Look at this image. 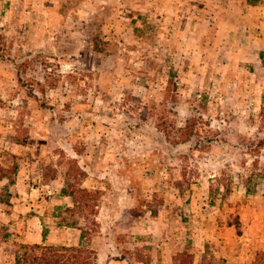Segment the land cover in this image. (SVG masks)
<instances>
[{
	"label": "rangeland",
	"instance_id": "1",
	"mask_svg": "<svg viewBox=\"0 0 264 264\" xmlns=\"http://www.w3.org/2000/svg\"><path fill=\"white\" fill-rule=\"evenodd\" d=\"M35 242L264 264V0H0V264Z\"/></svg>",
	"mask_w": 264,
	"mask_h": 264
},
{
	"label": "trees",
	"instance_id": "2",
	"mask_svg": "<svg viewBox=\"0 0 264 264\" xmlns=\"http://www.w3.org/2000/svg\"><path fill=\"white\" fill-rule=\"evenodd\" d=\"M256 1L247 0L250 4H254ZM147 28H150V26L148 25ZM79 192L84 193L86 196H92V194L90 195L84 190H79ZM70 195L72 196L73 193H70ZM78 200L77 202L79 203ZM79 207L81 206L79 205ZM45 237L46 234L43 231V240ZM91 252L89 249L79 245H47L43 242H35L24 244L15 251L14 264H91ZM188 258L189 254H186V252H178L173 257L174 261L183 262V264L187 262Z\"/></svg>",
	"mask_w": 264,
	"mask_h": 264
}]
</instances>
